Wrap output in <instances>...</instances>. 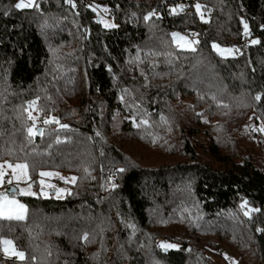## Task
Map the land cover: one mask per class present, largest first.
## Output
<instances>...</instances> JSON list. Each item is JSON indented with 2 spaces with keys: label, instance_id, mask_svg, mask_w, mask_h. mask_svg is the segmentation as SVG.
Wrapping results in <instances>:
<instances>
[{
  "label": "trees",
  "instance_id": "obj_1",
  "mask_svg": "<svg viewBox=\"0 0 264 264\" xmlns=\"http://www.w3.org/2000/svg\"><path fill=\"white\" fill-rule=\"evenodd\" d=\"M19 1L0 0V160L75 180L20 194L0 264H219L223 245L264 264V0Z\"/></svg>",
  "mask_w": 264,
  "mask_h": 264
},
{
  "label": "rangeland",
  "instance_id": "obj_2",
  "mask_svg": "<svg viewBox=\"0 0 264 264\" xmlns=\"http://www.w3.org/2000/svg\"><path fill=\"white\" fill-rule=\"evenodd\" d=\"M20 2V1H19ZM25 3L28 2V0H24ZM35 2V0H34ZM201 14H203V18L206 17V15L202 12V10L200 9L199 11V15L201 17ZM102 15V21L103 23H108V24H112V17L106 13L105 11L101 12ZM248 28V26H247ZM173 33H177L179 34L178 36H173V39L180 44L182 47H186V48H192L195 46V42L196 39L195 37H192L190 35H187L186 33H184L181 30H175ZM181 37H183V39H181ZM191 42V43H190ZM214 45H217L218 47H215L221 54L224 55H228V54H234L236 53V50H238L235 46L233 45H223L221 43H214ZM231 49L232 51L229 52L228 50ZM33 117L34 120L36 121L39 117H40V113L38 111H33ZM8 163H11L13 165L16 164H27L24 161H10V160H0V164H5V167L7 166ZM28 165V164H27ZM41 172H51L54 175L52 176H39L38 181L34 182L33 178L30 175V171H29V167H28V177H26L25 179L17 182V181H13V184L11 185H15L18 188V191L15 192V199H17L18 201H20V203H23L26 206L27 212H28V205L27 203L22 199L21 197V192L20 190H26L29 188V185H31V191L36 193V194H43V195H49V194H55L57 196H63L66 194V192L69 189L68 187H59L55 184V177L58 175L60 177H64L68 182H72L73 178H75V173L73 172H65L64 174L62 173H58L55 169H51V168H47V169H43ZM7 174L11 175L12 178V170L11 169H7ZM10 178V179H11ZM8 179H6L5 176V181H7ZM75 180V179H74ZM41 181H43V184H41ZM49 185H51V187H49ZM9 186L10 184H3L2 186H0V192H7L9 193V198H12L11 193L8 191L9 190ZM43 189V190H42ZM60 189H64V192H60ZM26 212V214H27ZM7 240H11L10 238H5ZM4 239V240H5ZM173 245H175L176 243H171ZM9 251L7 252V254L13 255L12 254V249L14 248L15 251L17 252H21L19 251L16 246L14 245L13 241H12V245H9ZM216 260L219 264H237L238 261V255L237 252L230 248L228 245H223L221 248V253L216 255Z\"/></svg>",
  "mask_w": 264,
  "mask_h": 264
},
{
  "label": "snow or ice",
  "instance_id": "obj_3",
  "mask_svg": "<svg viewBox=\"0 0 264 264\" xmlns=\"http://www.w3.org/2000/svg\"><path fill=\"white\" fill-rule=\"evenodd\" d=\"M69 3H72V0H69ZM33 6H34V0H28L27 3H25L24 0H20V2L15 5V7L17 9L33 7ZM73 6H75V5H73ZM195 8L199 12L201 9V5L199 3H197L195 5ZM180 9L183 10L182 5L180 6ZM104 11L106 12L107 9H104ZM175 11H176V9H173V12H175ZM147 18L148 17H146V19ZM201 19H203V14H201ZM105 27H115V25L105 23ZM244 27H245V29H247V24H245ZM178 35L179 34H177V33H173V36H178ZM181 39H183V37H181ZM252 43H259V41L254 40V41H252ZM213 47H218V46L213 45ZM228 51L231 52L232 50L229 49ZM256 99L259 100L260 96H257ZM35 103L36 102L33 101L32 105H34ZM32 105H29V106L31 107ZM44 123L45 124H50V123H57L58 124L59 120L56 119L55 117H52L50 119H45ZM61 127L67 128L68 126L67 125H61ZM261 131H264V128H262ZM28 133H29V136H32L35 134H39L42 136L44 134L43 130H35L34 131V126L28 128ZM57 143H59V141H57ZM7 169L12 170V178L5 181V176L7 175ZM120 171H123V169H121ZM39 174L42 177L54 175L51 172H40ZM26 177H28V165L27 164L13 165L11 163H8L6 167H5V164H0V186H2L5 183L11 185V184H13V181L19 182V181L25 179ZM61 178L64 179L63 177H61ZM74 179L75 178H73V181H74ZM41 184H43V181H41ZM49 187H51V185H49ZM59 191L64 192L65 190L60 189ZM20 192L22 195H36V193L31 191V185H29L28 189H26V190L22 189V190H20ZM9 195L10 194L7 192H0V219L8 220V221L24 220L26 212H27L26 206L23 203H20V201H18L17 199H15V193L14 192L11 193L12 198H9ZM241 207H244V205H241ZM253 211H259V210L253 209ZM245 214L247 215L248 213H245ZM84 239H87V237L85 236ZM2 243L4 245V251L7 253L9 251L8 246L12 245V241L5 239L2 241ZM159 246L161 248H165V249L175 247V245H172V244H161ZM12 254L20 257L21 259L24 258V253L23 252H17V251H15L14 248L12 249Z\"/></svg>",
  "mask_w": 264,
  "mask_h": 264
},
{
  "label": "built area",
  "instance_id": "obj_4",
  "mask_svg": "<svg viewBox=\"0 0 264 264\" xmlns=\"http://www.w3.org/2000/svg\"><path fill=\"white\" fill-rule=\"evenodd\" d=\"M165 7L168 9V10H173V9H176V11H179V5H176L174 2L172 1H169L165 4ZM108 13L110 14L112 12V8H108ZM186 34L187 35H192L193 34V31L188 29L186 30ZM40 119L41 120H45L46 119V115L44 113H42L40 115ZM11 178V175L10 174H7L6 175V179H10ZM55 184L59 187H66V183L65 181L60 177V176H56L55 177Z\"/></svg>",
  "mask_w": 264,
  "mask_h": 264
},
{
  "label": "water",
  "instance_id": "obj_5",
  "mask_svg": "<svg viewBox=\"0 0 264 264\" xmlns=\"http://www.w3.org/2000/svg\"><path fill=\"white\" fill-rule=\"evenodd\" d=\"M37 130H42V125L41 124H39L38 126H37ZM18 190V188L15 186V185H10V187H9V192L10 193H13V192H16Z\"/></svg>",
  "mask_w": 264,
  "mask_h": 264
}]
</instances>
